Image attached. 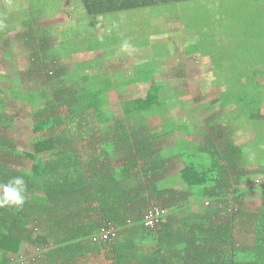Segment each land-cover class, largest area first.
<instances>
[{
    "label": "trees",
    "instance_id": "trees-1",
    "mask_svg": "<svg viewBox=\"0 0 264 264\" xmlns=\"http://www.w3.org/2000/svg\"><path fill=\"white\" fill-rule=\"evenodd\" d=\"M79 1L70 12L74 20L79 16L84 21L83 11L99 17L169 5V12L186 0ZM37 13L19 35L30 53L28 63L19 78L0 86V182L23 175L28 184L23 208H0V264H264V181L257 179L264 177V84L252 81L264 77V70L252 69L240 89L225 87L209 95L208 85H202V97L215 108L206 124L209 133L199 135L193 149H188L193 140L183 137H176L174 149L161 148L164 136L194 129L183 126V118L172 122L163 111L172 107V113L179 94L164 93V84L154 79L149 59L158 58L137 62L132 77L122 83L101 80L100 71L77 76L67 69L66 60L79 43L64 46L71 41L49 39L64 21L47 32L44 26L55 21L43 9ZM259 35L264 37V26ZM87 38L89 48L97 47L94 37ZM100 43L105 48L104 40ZM156 46L146 40L134 55H153ZM196 48L191 42L185 52ZM106 53L113 55L115 50ZM4 56L5 65L10 64L9 51ZM116 67L119 76L122 68ZM6 69L0 77L9 79ZM185 76L180 71L175 77ZM137 80L147 82L145 97L112 103L118 87ZM26 81L42 88L24 91ZM200 81L211 85L208 71L202 80L190 81L189 94ZM8 99L28 102L31 151L17 149L6 134L17 116L7 106ZM189 111L185 113L193 114ZM243 118L253 133L247 142L235 143V122ZM177 156L183 168L164 175ZM254 163L256 167H247ZM257 184L261 201L249 210L245 198ZM152 210L158 213L154 225L146 219ZM104 232L111 237L102 239ZM18 254L27 258H11Z\"/></svg>",
    "mask_w": 264,
    "mask_h": 264
},
{
    "label": "rangeland",
    "instance_id": "rangeland-1",
    "mask_svg": "<svg viewBox=\"0 0 264 264\" xmlns=\"http://www.w3.org/2000/svg\"><path fill=\"white\" fill-rule=\"evenodd\" d=\"M79 2V0H0V71H2L0 73L2 77L8 71L6 68L9 67L10 70L9 79L0 77V86L8 87L12 79L19 78L20 70H24L28 63L30 53L26 51L24 40L19 35L28 30L29 24L34 23V17L38 15L37 11L40 9H43L44 15H48V19L53 18L52 21H55V23L48 22L44 26L47 32L53 30V28L50 30L52 24L55 25L59 21H64L56 25L55 33L48 36L53 41L62 40L64 44L67 40L71 41L64 46H71L77 42L80 44V46L78 45L80 48L84 41L88 43L89 38L87 37L89 36L94 37L95 43H100L102 40L107 44L116 43V46L109 47L111 49L115 47L114 49L118 52L112 61H119L118 63L125 69L126 75L129 74L131 66L135 64L136 60H146L149 57L148 54H137L135 57L134 55L126 57V55L140 52L139 48L144 49L146 40L150 41L151 44H157L158 52L154 51L151 56L158 59L154 61L149 59L154 63L155 78L164 84V93L179 94L178 101H173V104L175 102L178 104L172 110L177 118L171 113L172 107L163 111H166L165 114L169 115L168 119H171L172 122L179 121L178 118H181L180 122L184 119L183 126L187 125V121L190 120L194 129L193 133L191 131V133L174 132L175 135L172 134L174 136L168 146L171 149L175 148L176 135L178 134L179 137L197 143L199 135L204 136L209 133L205 127H208L206 125L208 117L215 113V108L210 103L207 104L205 97H202L204 94L201 89L202 85H208L209 95H215L219 89L225 87H238L240 89V83L244 78L251 76L252 69L262 68L264 70V37L259 35L264 26L263 3H255L252 0H186L177 4V9L169 12L167 11L170 9L169 5L124 10L120 13L112 12L99 17L89 16L83 11L84 22L79 16H77L78 20L76 18L74 20L75 13L70 12L71 5L77 7ZM39 19H44V16H40ZM83 25L85 30L81 31L84 28ZM184 25H194L195 28L185 29ZM36 32L34 30L33 33ZM79 33H81L80 36ZM189 36L192 38L190 39ZM184 37L186 41L183 40ZM82 40L84 41L81 42ZM124 40L130 44L128 49L121 47ZM190 41L195 43L197 48L192 49L195 52L186 53L185 50L187 44L191 43ZM163 42L168 43L169 47L162 46ZM190 47L193 48L194 46ZM132 49L138 51L131 52ZM169 50L172 53H169ZM6 51H9L11 61L10 64L7 62L5 65L4 53ZM102 55V51L92 52L84 60L94 59ZM78 56V61H81V55L78 54L77 58ZM106 61L109 62L108 59ZM12 67L16 69V73L13 72ZM80 67H84L86 70L93 69L89 65L84 66L82 62ZM74 68H70L73 74L76 72H74ZM104 69L100 72H104ZM107 70L108 68L105 72ZM84 71L79 72L83 74ZM180 71L186 76L176 80L175 76H178ZM207 71L211 85L209 82L207 84V82L200 81V84L193 86L194 94H189L187 91L189 88L186 87L190 81L202 80L203 74ZM252 81L254 83L263 82L264 84V77L255 76ZM216 82L222 83L224 87L216 84ZM41 88L42 85L38 82L28 83L26 81L24 85V91H39ZM146 88V85L144 86L142 83H135L121 90L117 88L115 94L111 96V101L114 104L123 100H130V98L145 97ZM182 92L188 93L180 95ZM6 104L17 114L15 122L6 134L17 149L31 151L33 134L28 102L8 99ZM226 107L231 109V106ZM186 109L192 111L193 114L185 113ZM262 110H264V105ZM217 120L224 121V119ZM246 120L243 118L235 122L234 130L236 133L234 131L232 135L234 141L240 142L245 139L243 141L245 143L252 136V126ZM194 122L200 123L199 126L195 125ZM188 126H190L189 123ZM161 128L166 129L167 127L162 125ZM250 159L249 156L247 161L250 162ZM117 163H120L119 159ZM256 166L257 164L254 163L247 167ZM181 168L182 163L178 161L164 175L174 173ZM257 179L258 182L264 181L262 176L257 177ZM259 190L260 187L257 184V188L250 191L245 198L244 206L247 209L252 210L259 206L261 201ZM202 206H205L204 203ZM193 209H196L195 205Z\"/></svg>",
    "mask_w": 264,
    "mask_h": 264
},
{
    "label": "crops",
    "instance_id": "crops-1",
    "mask_svg": "<svg viewBox=\"0 0 264 264\" xmlns=\"http://www.w3.org/2000/svg\"><path fill=\"white\" fill-rule=\"evenodd\" d=\"M83 30V28L81 29V31ZM84 30H85V27H84ZM85 33V32H84ZM79 36L81 35V33H79L78 34ZM82 35H84V34H82ZM68 41V40H67ZM84 40H82L81 42H83ZM69 42V41H68ZM101 43H96V46L97 47H95V48H89V43H87V42H85L84 41V43H83V46H81L80 48L78 47V50L77 51H75L74 53H73V55L72 56H70L69 58H67V60H66V63H67V69H69V71L71 72V70H70V68L71 67H75L74 68V72L77 74V76H84L85 74H88V73H91V72H93V71H95V72H98V71H100V70H102V69H104V72H102L101 73V80H103L104 78H111V80L110 81H112V82H114V83H122V82H124V80H129L130 79V77H132V75H133V73H134V71H133V66L137 63V62H145V61H148V59L151 57V54L149 55V57L148 58H146V60H136V62H135V64H133L132 66H131V71H130V69H129V74L128 75H126L125 74V69H123V67L121 66V64L120 63H118L116 60H113L112 61V58L113 57H115V55L118 53L115 49V54H113V55H107V53H106V51H109V47H111V46H114V44L112 43V44H110V43H106V46H105V48H101V47H99V45H100ZM116 44V43H115ZM80 45V44H79ZM116 46V45H115ZM115 48V47H114ZM113 49V48H112ZM111 49V50H112ZM99 51H102V53H103V55L102 56H98V57H96V58H94V59H90V60H84L85 58H86V56H88L90 53H92V52H99ZM142 53V52H141ZM78 54H80L81 55V61H78V59H79V56H78V58H77V55ZM135 53H133V54H128V55H126V57H131V56H133ZM137 55V54H136ZM136 55H134V57L136 56ZM106 59H108L109 60V62H107L106 61ZM94 60V61H93ZM93 61V62H92ZM81 62L83 63V65L84 66H91V67H93V69L91 68V69H89V70H86L84 67H80V65H81ZM115 63H117V65H115ZM116 66H121V73H120V75L118 76V73L117 72H115V69L117 68ZM106 68H108V70H110L111 72H109L108 70L105 72V70H106ZM81 70H85L84 71V73L83 74H81L79 71H81ZM153 77H154V79L155 80H157L156 78H155V74H153ZM261 77V76H260ZM262 78V77H261ZM135 83H142V84H144V86L145 85H147V82H143V81H133V82H131V83H128V84H124L123 86H121V87H118V89L119 90H121L122 88H124V87H129L130 85H132V84H135ZM261 83H263V82H261ZM137 98H143V97H137ZM190 124V125H192L191 124V121L189 120V121H187V124ZM192 208L194 207V205H192L191 206Z\"/></svg>",
    "mask_w": 264,
    "mask_h": 264
},
{
    "label": "clouds",
    "instance_id": "clouds-1",
    "mask_svg": "<svg viewBox=\"0 0 264 264\" xmlns=\"http://www.w3.org/2000/svg\"><path fill=\"white\" fill-rule=\"evenodd\" d=\"M121 47L122 49H128L130 47V44L127 40H124L121 44ZM205 129L207 130L208 127H205ZM178 131L186 132V131H180V130ZM176 137H179V134L176 135ZM172 138L173 137L171 133L164 136L160 140L161 148H167L169 144H171ZM234 142L240 143L236 141ZM197 145H198L197 143L193 142L190 148L188 149H193L197 147ZM178 161L182 163V168H183L184 166L183 161L182 159L179 158V156L174 158V164L177 163ZM179 170L175 171L174 173H177ZM165 172L166 171H163L162 173H165ZM27 192H28V184L23 175L11 176L6 182H0V208H5V207L23 208V206L25 205L27 201Z\"/></svg>",
    "mask_w": 264,
    "mask_h": 264
},
{
    "label": "built area",
    "instance_id": "built-area-1",
    "mask_svg": "<svg viewBox=\"0 0 264 264\" xmlns=\"http://www.w3.org/2000/svg\"><path fill=\"white\" fill-rule=\"evenodd\" d=\"M155 210V209H154ZM154 210H152V211H150L149 213H147V215H146V218H147V220H148V222L151 224V225H153L154 224V222H155V217H156V215L158 214L157 212H155V213H153L154 212ZM111 235H113V234H111ZM114 236V235H113ZM112 236V237H113ZM100 237L102 238V239H109V237H111L110 236V234H108V232H104V233H102L101 235H100ZM94 239H96L95 237H94ZM38 250V249H37ZM19 257V259H25V258H27L24 254H18V255H15V256H13V257H11V258H14V259H17ZM10 258V260H12Z\"/></svg>",
    "mask_w": 264,
    "mask_h": 264
}]
</instances>
